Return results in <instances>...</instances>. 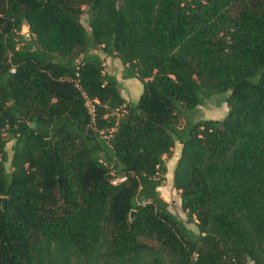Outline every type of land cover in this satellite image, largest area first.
<instances>
[{"label": "trees", "instance_id": "trees-1", "mask_svg": "<svg viewBox=\"0 0 264 264\" xmlns=\"http://www.w3.org/2000/svg\"><path fill=\"white\" fill-rule=\"evenodd\" d=\"M98 47L142 82L136 102ZM220 93L223 119L181 126ZM176 141L198 235L159 190ZM250 262L264 264V0H0V264Z\"/></svg>", "mask_w": 264, "mask_h": 264}, {"label": "rangeland", "instance_id": "rangeland-1", "mask_svg": "<svg viewBox=\"0 0 264 264\" xmlns=\"http://www.w3.org/2000/svg\"><path fill=\"white\" fill-rule=\"evenodd\" d=\"M89 20L90 14L85 9L84 13L82 14V22L87 28H89ZM22 33L26 35V37H30V31L27 25L22 26ZM92 52L98 53L103 58L105 71L115 74L118 77L119 81L121 82L122 94L127 99V101L136 102L143 91L142 82L138 78L124 77V66L119 58L108 56L100 47L92 50ZM228 94L229 93H220L204 97L203 104L199 105L196 110H187L184 114L181 115V126L186 124L188 121L198 120L201 118L223 119L229 110L227 103ZM13 143L14 140H10L7 143V150L10 158L13 154ZM181 148L182 144L179 141H176L172 153L170 155L164 156L168 170L166 173V180L159 190L161 196L166 201H168L169 209L185 221L187 227L192 230L194 235H198L200 233L199 226L196 221H188L187 213L182 209L181 206L180 191L174 187L173 182L174 169L180 156ZM7 166L10 168V160L7 162ZM250 264L254 263L250 262Z\"/></svg>", "mask_w": 264, "mask_h": 264}, {"label": "water", "instance_id": "water-1", "mask_svg": "<svg viewBox=\"0 0 264 264\" xmlns=\"http://www.w3.org/2000/svg\"><path fill=\"white\" fill-rule=\"evenodd\" d=\"M6 200H7V198H6V196H5V197L3 198V208H5V206H6ZM134 215H135V210H132V211H131V214H130L131 218H133Z\"/></svg>", "mask_w": 264, "mask_h": 264}]
</instances>
